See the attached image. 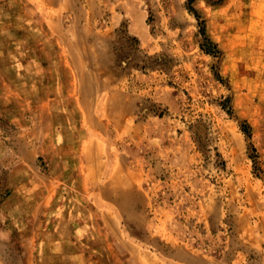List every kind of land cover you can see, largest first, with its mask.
<instances>
[{
	"label": "rangeland",
	"instance_id": "rangeland-1",
	"mask_svg": "<svg viewBox=\"0 0 264 264\" xmlns=\"http://www.w3.org/2000/svg\"><path fill=\"white\" fill-rule=\"evenodd\" d=\"M0 264H264V0H0Z\"/></svg>",
	"mask_w": 264,
	"mask_h": 264
},
{
	"label": "bare ground",
	"instance_id": "bare-ground-1",
	"mask_svg": "<svg viewBox=\"0 0 264 264\" xmlns=\"http://www.w3.org/2000/svg\"><path fill=\"white\" fill-rule=\"evenodd\" d=\"M79 48H80V47H79ZM82 122H83V121H82ZM87 122H88V121H87ZM89 152H90V150H89ZM91 152H92V151H91ZM89 155H90V154H89ZM92 156H93V155H92ZM86 157H87V156H86ZM94 157H95V156H94ZM94 157H91V158H94ZM87 158H89V157H87ZM88 160H89V159H88ZM91 160H92V159H91ZM92 161H93V160H92ZM83 162H84V161H83ZM87 162H88V161H87ZM90 162H91V161H90ZM85 163H86V162H85ZM93 166H94V161H93ZM91 167H92V166H91ZM91 167H90V168H91ZM90 168H89V169H90ZM83 169H84V168H83ZM88 171H90V170H88ZM92 171H93V168H92ZM92 173H93V172H92ZM86 175H87V174H86ZM89 175H90V174H89ZM92 176H93V175H92ZM92 179H93V178H92ZM92 179H91V180H92Z\"/></svg>",
	"mask_w": 264,
	"mask_h": 264
}]
</instances>
